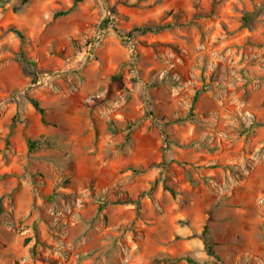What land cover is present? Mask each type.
<instances>
[{"label":"rangeland","instance_id":"1","mask_svg":"<svg viewBox=\"0 0 264 264\" xmlns=\"http://www.w3.org/2000/svg\"><path fill=\"white\" fill-rule=\"evenodd\" d=\"M72 3L0 0V264H264V0Z\"/></svg>","mask_w":264,"mask_h":264},{"label":"trees","instance_id":"2","mask_svg":"<svg viewBox=\"0 0 264 264\" xmlns=\"http://www.w3.org/2000/svg\"><path fill=\"white\" fill-rule=\"evenodd\" d=\"M27 1H28V0H20V5L25 4ZM80 1H81V0H73L72 5H71L67 10H65V11H61V12L59 13V15H66V14H68L70 11H72V10L75 8V6L77 5V3L80 2ZM1 3H2V2H1ZM249 17H250V16H246V17H244V21L247 22V20L249 19ZM108 23H109V20L106 19V20L103 22V25H102V26L104 27V26L107 25ZM9 30L12 31V32H14V33L20 38V40L23 41V39H24V34H23V32H22L21 30H18V29H16L15 27H10ZM152 30H153V26H147V27H146V26H143V27H135V28H133L132 31H133V32H137V33H144V32H148V31H152ZM20 59H21L22 61H24V62H27L26 59L24 58V56H20ZM27 63H28V62H27ZM30 64L33 65L32 63H30ZM32 104H33L34 108L36 109V111H38L40 114L43 113L42 109H40V107L38 106L37 101L32 100ZM28 143H29V146H30L31 149L37 147V141L29 140ZM166 189H168V187H166ZM169 190H170V189H169ZM171 193L173 194V191H172V190H171ZM140 197H141V195H140ZM138 203H139V201L137 200V201H136L137 206H138ZM200 236H201V239H202V241H203V243H204V247H205L207 253H208L209 255H214L215 253H214V251H213V249H212V245L209 244V242H208V228H207V226H204V228H203L202 233H201ZM214 256H215V255H214ZM190 262H191V260H190Z\"/></svg>","mask_w":264,"mask_h":264}]
</instances>
